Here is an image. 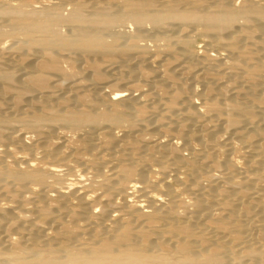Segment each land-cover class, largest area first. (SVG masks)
<instances>
[{
    "label": "bare ground",
    "instance_id": "6f19581e",
    "mask_svg": "<svg viewBox=\"0 0 264 264\" xmlns=\"http://www.w3.org/2000/svg\"><path fill=\"white\" fill-rule=\"evenodd\" d=\"M23 1L0 0V264H264V3Z\"/></svg>",
    "mask_w": 264,
    "mask_h": 264
},
{
    "label": "rangeland",
    "instance_id": "374dc122",
    "mask_svg": "<svg viewBox=\"0 0 264 264\" xmlns=\"http://www.w3.org/2000/svg\"><path fill=\"white\" fill-rule=\"evenodd\" d=\"M15 3H17L18 1H23V0H13ZM46 1H51V2H58V0H25L23 2H27L29 3L30 5L34 6V7H38L40 6L41 2H46ZM241 0H234V3L235 4H239ZM256 1H259V2H262L264 3V0H256ZM18 2V3H20ZM60 3V1H59ZM66 4L67 1L66 0H61V3L60 4ZM202 47H203V42L200 38H197L194 42V48L196 49V51H200L202 50ZM201 48V49H200ZM210 53H213L212 51H209ZM70 174L67 175V178L69 177ZM75 173L74 174H71V176L69 177L70 179H72L74 177Z\"/></svg>",
    "mask_w": 264,
    "mask_h": 264
}]
</instances>
